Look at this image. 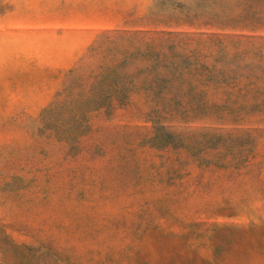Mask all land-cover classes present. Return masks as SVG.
<instances>
[{"label": "rangeland", "instance_id": "374dc122", "mask_svg": "<svg viewBox=\"0 0 264 264\" xmlns=\"http://www.w3.org/2000/svg\"><path fill=\"white\" fill-rule=\"evenodd\" d=\"M0 264H264V0H0Z\"/></svg>", "mask_w": 264, "mask_h": 264}]
</instances>
